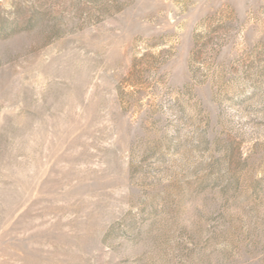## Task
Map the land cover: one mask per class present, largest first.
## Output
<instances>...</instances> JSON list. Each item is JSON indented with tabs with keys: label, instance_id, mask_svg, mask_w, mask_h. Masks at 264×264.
Listing matches in <instances>:
<instances>
[{
	"label": "rangeland",
	"instance_id": "1",
	"mask_svg": "<svg viewBox=\"0 0 264 264\" xmlns=\"http://www.w3.org/2000/svg\"><path fill=\"white\" fill-rule=\"evenodd\" d=\"M0 264H264V0H0Z\"/></svg>",
	"mask_w": 264,
	"mask_h": 264
}]
</instances>
